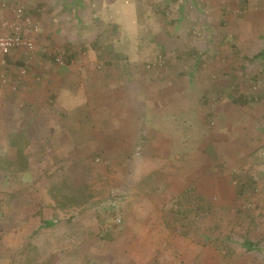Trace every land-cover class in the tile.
<instances>
[{"label": "rangeland", "instance_id": "obj_1", "mask_svg": "<svg viewBox=\"0 0 264 264\" xmlns=\"http://www.w3.org/2000/svg\"><path fill=\"white\" fill-rule=\"evenodd\" d=\"M239 1L214 0L204 6L196 0H0L1 14L12 15L21 5L45 29V37L40 32L33 58L18 50L8 60L11 73L27 63L29 71L21 83L33 74L36 82L42 72H53L55 61H43L53 58L54 53L65 57L64 53L72 51L77 61L93 58L98 70L113 59L123 63L115 67L127 69L128 59L139 57L145 62L139 64L143 69L133 75L139 78L149 72L152 83L151 72L180 66L171 59L188 58L197 51L206 56L198 72L215 87L230 70L237 73L233 81L249 100L234 116L235 122L247 123L236 140L251 139L239 160L220 159L221 152L220 156L211 154L205 142L218 129L221 108L217 106L226 96L204 91L198 96V82L189 80V96L183 95L181 100L190 104L184 107L165 99L158 109L153 100L149 117L143 115L146 124L158 131L167 127L177 138V144L170 147L177 152L174 170L168 167L172 160L156 153L149 165L143 143L133 145L140 153L129 152L127 159L91 152L86 160L57 158L53 145L39 144L36 148H44V152L36 153L33 148L34 154L24 159V170L10 176L0 171V264H264V55L260 54L264 49V18L251 33L259 39L249 43L253 37H244L250 33V11L260 8ZM205 7L211 14L205 22L199 21ZM5 19L10 18L0 17L1 23ZM237 20L246 22L241 37L232 29ZM209 39L208 51H202L198 43ZM237 41L248 44L244 46L248 54L244 56ZM221 64L229 70L221 71ZM182 66L190 69L188 64ZM147 76L140 78L146 84ZM3 90L0 87V105ZM149 94L157 99L156 88ZM1 110L0 106V115ZM13 116L9 113L5 118L9 128H4L0 117V156L11 154ZM123 146L127 154L131 145ZM184 153L187 159L182 158ZM102 155L104 159L96 162ZM156 165L161 168L149 175L148 166ZM164 167L170 168V180L175 177L177 196L159 208L163 193L159 188L167 185L163 180L166 175L159 172ZM237 175L249 182L248 197L238 196ZM249 175L254 181L248 180ZM60 180L92 196L83 205L54 211L48 187ZM192 185L208 197L200 217L185 226L174 211L178 195ZM187 216L190 220L192 215ZM41 219H53L55 224L42 226ZM246 238L258 241L259 248L247 251L242 245Z\"/></svg>", "mask_w": 264, "mask_h": 264}, {"label": "crops", "instance_id": "obj_2", "mask_svg": "<svg viewBox=\"0 0 264 264\" xmlns=\"http://www.w3.org/2000/svg\"><path fill=\"white\" fill-rule=\"evenodd\" d=\"M196 1L201 2L204 6H208L214 0ZM239 2L250 3L252 6L253 4L258 5L260 8V11L253 10L254 13L250 11L252 15H250L251 19L248 21V32L250 33L244 37H253L249 43L254 44L260 36L251 33L256 32V29L259 28L260 19L264 18V13L262 12L264 0H241ZM224 5L223 7H225ZM11 13H0V17L7 16L11 18ZM200 13H202L203 18H199L198 20L203 22L211 14L209 7H205L204 11ZM230 23H232V20ZM234 25L237 26L232 28L233 32L240 35V37L244 35L246 32V22L237 20ZM2 29L0 25V33ZM42 31V36L45 37V29ZM210 41L209 39L208 41L202 40L199 42L200 49L208 51ZM235 44H238V47L244 51V56L249 53V51H246V47H244L248 45L245 42L237 41ZM10 56L8 57L9 60ZM233 56L231 55L230 59L234 61ZM205 59L206 56L197 51L196 53L192 52L188 58L181 60L179 58H172V64H176L177 61L180 66H173L175 67L173 69V67L170 68L168 65L159 72H151L154 76L152 83L149 82V76H147L149 72L146 73L147 84L141 80L145 76L136 78L133 75L135 72L140 71L141 67H139V64L145 63L139 57L129 58V63L125 61L127 69L115 67V64L123 63L113 59V61H106L105 64L109 66H104L102 69L99 67L100 70L95 67V63L98 62L93 58H83L80 61L73 59L74 62L68 64V66L57 65L53 72H42V74L37 75L38 81L36 82L33 79L35 74H33V77L31 75L25 83H21L16 88L14 87L16 73L13 72L9 77V83L3 85L0 82V87L5 89L1 96L0 106L2 110L0 117H2L4 128H9L5 122V118L8 117L9 113L14 114L13 122L10 123V127L13 130L9 133L24 137L27 155L29 153L34 154L32 153L33 148L36 150V153H43L44 148L38 150L39 148L37 149L36 146L47 143V145H53L57 158L65 160H86L88 157H91L89 156L91 152H94V154L101 152L105 155L104 158L127 159L128 154L137 153L138 147L134 151L133 145L143 143L147 145L145 146L146 155H144V158L148 160L147 163L149 165L151 164L150 159L155 158L156 153L160 154L159 157H163L164 160H172V163L167 166L173 167L174 170L177 168V159H175V157L177 158V152L170 151V147L172 149V146L177 144V138L167 127H162L164 131H158V129H154L152 126L146 124L143 115L149 117L152 108H156L157 106L160 109L161 103H163L162 100L164 101L165 99L166 101L169 100V104L172 102V104L181 103L184 107L186 104H190L189 100L185 102L181 98L186 94L189 96L188 90L190 89V84L188 82L189 80H195L199 85L198 96H200L202 91L205 93L212 92L213 96L217 94L226 96L225 100L217 106L221 108V111L217 113L218 118L221 120L220 124L217 122L218 129L220 130L216 129L213 131L215 133H210L205 144L208 146L209 151L211 150V154L219 155V152L223 153L224 155L221 154L220 159L227 160L232 158L239 160L242 157L240 155L246 149V143L251 142V139L236 140L242 137L241 130H244L247 123L242 120L235 122L234 116L236 115V111L241 109V105H245L248 102L247 99L249 100V98L246 99V96L241 94L239 85L233 81L234 73L236 75L237 73H231L232 70H230L229 75L226 73L225 77L222 76L220 78L219 85L216 87L210 84L206 77H202L198 70ZM48 60L51 61L52 59H46L43 63H47ZM25 64L28 68L27 63ZM128 64H131V66ZM183 64H188L190 69L183 68ZM221 65L222 67H219L221 71L229 70L228 67H224L223 64ZM175 71L178 73H174ZM118 72L125 73L127 77L125 78V75L121 76ZM179 76L185 78V80L179 78ZM43 78L44 80H42ZM169 80H174L175 82L170 81L169 83ZM202 80L205 84L202 83ZM236 87L240 91L239 95L236 94L239 93ZM154 88L157 89V99L151 97V94H149ZM133 96L137 97V100H130L129 97ZM129 100L132 102L129 103ZM153 100L155 104L151 107ZM261 100L264 102L263 97H261ZM200 102L198 97L197 105L200 106ZM236 120H239V118H236ZM151 143L154 145L150 148L149 145ZM123 145H131L127 154L123 152ZM213 147L214 149H212ZM45 149L49 150L48 148ZM152 149H155V151ZM113 150L115 151V155H112ZM149 151H152L154 155L150 154ZM186 154L182 155L183 159L188 158V154ZM218 155H215V158H218ZM100 158L104 159L103 155ZM148 167L149 175L161 168L157 165ZM168 167H164L165 169L163 168L161 169L162 171H159L166 175L163 180L167 184L159 188L163 191L159 208L164 207V204L168 203L172 197L177 196V187L173 183L175 177H173V180H170L171 177L168 176L170 173L167 172L170 168ZM198 190L207 196L206 192H202L199 188Z\"/></svg>", "mask_w": 264, "mask_h": 264}, {"label": "trees", "instance_id": "obj_3", "mask_svg": "<svg viewBox=\"0 0 264 264\" xmlns=\"http://www.w3.org/2000/svg\"><path fill=\"white\" fill-rule=\"evenodd\" d=\"M64 54L67 59L74 58L75 56L72 51L69 53L67 51ZM260 54L264 55V49L261 51ZM51 59L54 60V58ZM24 65V63L21 64V66ZM234 100L236 99L234 98ZM25 142L26 141L24 140V137H22L21 135H16L15 138L11 140L9 145V150L11 154L9 156H0V171H4V174L6 176L17 174L26 168L24 164V159L27 156ZM236 177L238 178V180H236V192L238 196L245 197L251 194L248 190V187L250 186L248 184L249 182L243 180L240 175H237ZM64 180L52 182L48 187V194L50 195V198L52 200L50 207L54 211L65 210L66 208L71 206L83 205L92 196L90 194L85 193L82 189L73 188ZM248 180L254 181L253 177H251L250 175ZM250 184H252V182ZM206 199V196L199 192L197 186L195 187L192 185L187 187L186 190L182 191L178 195V209L174 211L176 213V217L178 216V219L181 220L182 223H185V226L186 224H192L195 219L197 220L198 217H200V215L203 213L201 206L204 202H206ZM243 208L244 207H242V209ZM0 214H2L1 204ZM187 214L192 215L190 216V220H188L189 216H187ZM41 222L42 226H52L55 224V221L53 219H41ZM242 245L247 251L259 248L258 241H254L248 238L243 241Z\"/></svg>", "mask_w": 264, "mask_h": 264}, {"label": "built area", "instance_id": "obj_4", "mask_svg": "<svg viewBox=\"0 0 264 264\" xmlns=\"http://www.w3.org/2000/svg\"><path fill=\"white\" fill-rule=\"evenodd\" d=\"M1 26L4 31L0 33V57L2 66L0 69V82L1 84L6 85L9 83V77L11 75L8 57L19 50L24 52L29 59L33 58L42 26L41 22L28 13L21 5L15 7L12 17L3 20ZM52 57L57 65L68 66V64L74 62L73 58L67 59L57 53H54ZM158 64L161 65L162 63ZM27 73L28 68L26 65L19 68L15 74V88L23 82ZM253 87L256 88V85ZM139 153L140 151L138 148L136 154ZM95 160L96 162H99L101 158L96 157Z\"/></svg>", "mask_w": 264, "mask_h": 264}]
</instances>
